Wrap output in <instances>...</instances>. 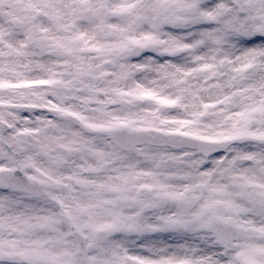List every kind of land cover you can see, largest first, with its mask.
Listing matches in <instances>:
<instances>
[{
	"label": "snow or ice",
	"instance_id": "1",
	"mask_svg": "<svg viewBox=\"0 0 264 264\" xmlns=\"http://www.w3.org/2000/svg\"><path fill=\"white\" fill-rule=\"evenodd\" d=\"M0 264H264V0H0Z\"/></svg>",
	"mask_w": 264,
	"mask_h": 264
}]
</instances>
